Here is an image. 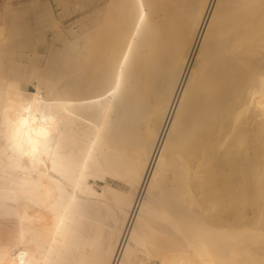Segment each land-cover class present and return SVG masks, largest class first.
<instances>
[{"label":"bare ground","instance_id":"1","mask_svg":"<svg viewBox=\"0 0 264 264\" xmlns=\"http://www.w3.org/2000/svg\"><path fill=\"white\" fill-rule=\"evenodd\" d=\"M29 4L51 38L0 70V264H264V0H88L68 32Z\"/></svg>","mask_w":264,"mask_h":264},{"label":"rangeland","instance_id":"2","mask_svg":"<svg viewBox=\"0 0 264 264\" xmlns=\"http://www.w3.org/2000/svg\"><path fill=\"white\" fill-rule=\"evenodd\" d=\"M30 0H0V14L4 13L5 5H9L11 11L19 17L18 28H13L9 34L12 35V40H7L5 37L1 38L2 41L6 42L5 53L0 56V70L1 74H6L5 70L12 64L9 61H16L19 52H28L29 50L37 47L40 51H45V44L43 42V36L49 34L51 38V31H46L44 34L39 33L41 27L38 26L35 21L34 15L30 11ZM50 2V9L57 20L61 23L59 26L64 32H68V29L72 27L73 24L81 19L78 14L83 12L85 6L88 4V0H68L66 2L59 0H43V2ZM81 10V11H80ZM44 26H48L51 22L50 15L45 17ZM37 30V32H36ZM18 32L20 37H18ZM5 39V40H4ZM62 47V45H60ZM10 68V67H9ZM23 85L26 86L27 90L35 91L34 85L31 82L24 81Z\"/></svg>","mask_w":264,"mask_h":264}]
</instances>
